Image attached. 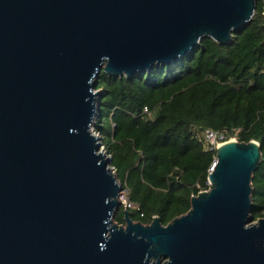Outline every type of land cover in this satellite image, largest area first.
<instances>
[{"label": "water", "instance_id": "1", "mask_svg": "<svg viewBox=\"0 0 264 264\" xmlns=\"http://www.w3.org/2000/svg\"><path fill=\"white\" fill-rule=\"evenodd\" d=\"M257 0H0V264H264L259 145L216 149L209 188L166 226L114 222L121 186L92 133L101 70L226 44ZM264 8V0H260Z\"/></svg>", "mask_w": 264, "mask_h": 264}, {"label": "trees", "instance_id": "2", "mask_svg": "<svg viewBox=\"0 0 264 264\" xmlns=\"http://www.w3.org/2000/svg\"><path fill=\"white\" fill-rule=\"evenodd\" d=\"M256 1L252 20L226 44L200 40L169 65L129 77L101 70L94 91L100 108L92 131L110 157L127 200L114 222L162 226L184 215L190 199L207 191L215 151L206 152L196 131H226L238 143L255 141L261 158L251 182L253 221L264 218V18ZM144 109L147 113H143Z\"/></svg>", "mask_w": 264, "mask_h": 264}, {"label": "built area", "instance_id": "3", "mask_svg": "<svg viewBox=\"0 0 264 264\" xmlns=\"http://www.w3.org/2000/svg\"><path fill=\"white\" fill-rule=\"evenodd\" d=\"M262 15H263V18H264V8L262 10ZM263 25H264V23H263ZM143 113H147V110L144 109ZM92 133L99 138V136L97 134H95L93 131H92ZM195 136L197 138V141L202 145L203 150L206 151V152H211V151H215L216 152V149L218 147H220L221 145H223V144H225L227 142H236L235 141V137L231 136L226 131L213 132L211 130H200V131H196ZM100 150L103 153H105L102 146L100 147ZM215 161H216V159H214L211 167L208 169V171H207L208 174L211 173V171L213 170V167L215 165ZM207 185L209 186L208 180H207ZM126 195H127V190L120 189V193H119V196H118L119 204L121 206H123L124 209H131V208L135 207L132 203H130L127 200V196Z\"/></svg>", "mask_w": 264, "mask_h": 264}, {"label": "rangeland", "instance_id": "4", "mask_svg": "<svg viewBox=\"0 0 264 264\" xmlns=\"http://www.w3.org/2000/svg\"><path fill=\"white\" fill-rule=\"evenodd\" d=\"M236 141V140H235Z\"/></svg>", "mask_w": 264, "mask_h": 264}]
</instances>
